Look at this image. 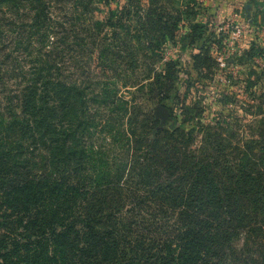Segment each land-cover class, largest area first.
Listing matches in <instances>:
<instances>
[{"label": "trees", "instance_id": "trees-1", "mask_svg": "<svg viewBox=\"0 0 264 264\" xmlns=\"http://www.w3.org/2000/svg\"><path fill=\"white\" fill-rule=\"evenodd\" d=\"M11 1L0 8V264H264V147L236 158L177 150L183 159L172 152L169 168L180 178L157 179L148 166L130 185L129 159L115 163L92 141L101 127L113 148L144 146L132 127L137 106L102 79L121 75L125 48L93 38L102 70L91 76L83 47L59 31L61 18L82 14L81 0L56 19L50 10L66 0L0 3ZM20 2L33 15L11 29L4 19ZM67 46L72 76L62 71ZM177 210L164 241L158 232Z\"/></svg>", "mask_w": 264, "mask_h": 264}, {"label": "rangeland", "instance_id": "rangeland-1", "mask_svg": "<svg viewBox=\"0 0 264 264\" xmlns=\"http://www.w3.org/2000/svg\"><path fill=\"white\" fill-rule=\"evenodd\" d=\"M81 1L85 5L81 15L70 14L75 0H66L62 10L55 4L50 13L55 19L70 14L60 19V37L73 38L83 47L78 55L83 65L87 61L84 69L91 76L100 77L102 70L99 48L90 45L93 38L102 45L113 40L116 53L125 48L127 62L121 75L107 70L109 76L102 79L115 80L118 95L130 108L137 106L132 127L142 133L144 146L113 148L111 136L100 133L101 127L92 141L96 149H108L115 163L129 159L125 179L130 185L142 181L148 166L157 179L180 178V172L171 176L175 172L169 168L172 152L183 159L177 150L236 158L264 147V0ZM6 3L13 4L2 2L0 8ZM25 6L20 2L13 15L5 16L11 29L31 20L33 14ZM25 12L28 18H23ZM116 34L124 42L119 47L114 46ZM9 35L10 39L16 33ZM69 46L62 71L72 76L75 64ZM160 106L169 110L166 121L157 114ZM149 114L155 124H149ZM215 139L217 146L211 143ZM131 162L136 165L133 176ZM178 213L170 212L166 232H158L164 233V241L178 228Z\"/></svg>", "mask_w": 264, "mask_h": 264}, {"label": "water", "instance_id": "water-1", "mask_svg": "<svg viewBox=\"0 0 264 264\" xmlns=\"http://www.w3.org/2000/svg\"><path fill=\"white\" fill-rule=\"evenodd\" d=\"M157 114L162 116L164 121H166L169 117V110L166 107L160 106L157 109Z\"/></svg>", "mask_w": 264, "mask_h": 264}]
</instances>
